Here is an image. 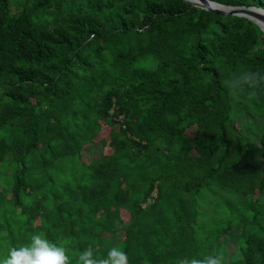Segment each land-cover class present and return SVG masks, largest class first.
<instances>
[{"label":"trees","instance_id":"16d2710c","mask_svg":"<svg viewBox=\"0 0 264 264\" xmlns=\"http://www.w3.org/2000/svg\"><path fill=\"white\" fill-rule=\"evenodd\" d=\"M242 71L264 75V32L244 16L184 0H0V258L43 232L69 264L85 248L180 264L212 247L220 264H264V83L227 87ZM234 108L260 119L254 143ZM210 212L227 214L224 242L199 256Z\"/></svg>","mask_w":264,"mask_h":264},{"label":"clouds","instance_id":"9594fccd","mask_svg":"<svg viewBox=\"0 0 264 264\" xmlns=\"http://www.w3.org/2000/svg\"><path fill=\"white\" fill-rule=\"evenodd\" d=\"M261 83H264V75L242 71L230 78L226 86L232 90L242 87L255 89ZM79 259L81 264H125L126 261L125 254L116 249H110L105 257L100 258L91 248H85ZM0 264H69V256L62 243L48 239L43 232H34L26 243L9 248L7 255L0 258ZM180 264H220V258L211 255L203 259L183 258Z\"/></svg>","mask_w":264,"mask_h":264},{"label":"rangeland","instance_id":"374dc122","mask_svg":"<svg viewBox=\"0 0 264 264\" xmlns=\"http://www.w3.org/2000/svg\"><path fill=\"white\" fill-rule=\"evenodd\" d=\"M8 1L12 3V6L14 7V9L17 6V3L23 2V0H8ZM260 12L264 14V11H260ZM230 116L232 118H234V116L236 117L235 122L238 125L240 132L247 135L249 141L251 143H254L255 138L259 134V129L261 126L259 124L260 119L258 118L251 119L249 117H246L242 113V110L240 111L236 108H234V110L231 111ZM107 133H108L107 129L103 128L102 134L106 136ZM98 152H99V147L97 144L84 146L82 150V154H81L82 160L84 162H89L90 160L96 158V156L98 155ZM200 193L202 194L203 198H205V203H208V205L210 204V201L223 202L222 199L224 200L225 198L224 197L225 194H222V193L220 194L219 192H216L211 188L210 189L204 188L200 191ZM230 200L226 199L224 202L227 204L228 202L233 203L232 201L233 199H230ZM226 216L227 214L223 218H220L217 216L216 213L210 212L208 214L207 220L200 222L202 223L201 231H198V235L200 236V239L198 241L195 239V242L193 244L194 246H196L199 242L200 249H201V251H199V256H205V253L209 254L210 251L209 253H207L206 250L207 248H210L212 245H214V242H217V241L220 243L224 242V238H217L216 240L215 238H216V232L218 231V228L226 225V220H227ZM234 233L236 234L235 228L234 229L232 228L231 230L228 231L227 238H226V243H228V245L231 244L230 241L233 240V237H235ZM229 249L232 250L233 247L229 246ZM211 253L214 256H218L221 260L226 258V254L224 253V251L220 252L218 247H212Z\"/></svg>","mask_w":264,"mask_h":264},{"label":"water","instance_id":"95a60500","mask_svg":"<svg viewBox=\"0 0 264 264\" xmlns=\"http://www.w3.org/2000/svg\"><path fill=\"white\" fill-rule=\"evenodd\" d=\"M184 1L190 3L193 6L204 8L214 13L223 14V15L232 14V15L244 16L252 20L253 22H255V24H257L259 28L264 32L262 26L257 20V19H260L264 21V14L260 12L264 10L261 8L244 7V6H229V5H223L213 0H196L195 2H189L187 0H184Z\"/></svg>","mask_w":264,"mask_h":264},{"label":"bare ground","instance_id":"6f19581e","mask_svg":"<svg viewBox=\"0 0 264 264\" xmlns=\"http://www.w3.org/2000/svg\"><path fill=\"white\" fill-rule=\"evenodd\" d=\"M189 2H195L196 0H187ZM258 22L260 23V25L262 26L263 30H264V21L263 20H260V19H257Z\"/></svg>","mask_w":264,"mask_h":264}]
</instances>
